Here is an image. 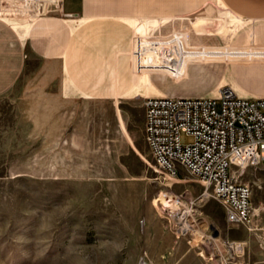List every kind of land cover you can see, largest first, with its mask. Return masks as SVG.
<instances>
[{
	"label": "rangeland",
	"instance_id": "374dc122",
	"mask_svg": "<svg viewBox=\"0 0 264 264\" xmlns=\"http://www.w3.org/2000/svg\"><path fill=\"white\" fill-rule=\"evenodd\" d=\"M225 11L215 6L205 15L163 21L144 32L147 40H188L194 50L262 47L252 35L240 36L263 28L264 43V21L238 20ZM10 17L29 20L3 18ZM192 18L207 23L194 30ZM217 18L218 28H210ZM138 36L133 28L129 49L118 57L131 78ZM172 60L182 72L189 64L182 56ZM241 66L260 71L209 66L207 78L237 87L242 97L262 98L264 63ZM60 74L57 63L34 59L18 86L0 97V264H264L262 164L242 173L253 191L251 220L231 225L223 204L211 190L206 196L201 182L183 169L181 180L174 181L156 166L144 138L143 108L146 98L162 97L152 95L156 86L135 97L133 87L115 78L108 99H66ZM167 78L157 85L163 96L196 90ZM117 92L127 96L116 99ZM190 141L182 136L184 144ZM182 216L188 231L179 223Z\"/></svg>",
	"mask_w": 264,
	"mask_h": 264
},
{
	"label": "crops",
	"instance_id": "0c3cea01",
	"mask_svg": "<svg viewBox=\"0 0 264 264\" xmlns=\"http://www.w3.org/2000/svg\"><path fill=\"white\" fill-rule=\"evenodd\" d=\"M215 6L224 7L229 16L238 20L264 21V0H64V16L38 18L33 22L18 17L0 18V97L18 86L34 59H41L60 66V93L66 99L83 96L108 99L114 94L115 78L123 79L127 88L133 87L130 96L141 97L144 96L145 88L141 86L146 77L151 86H156L152 92L154 96L165 95L157 85L164 84L169 77L173 79L172 83L196 87V90H178L179 97L217 98L223 85L215 78L208 80V76L212 77L209 66L226 65L230 68L263 64L259 61L264 60V43L259 36L263 28L255 29L253 34L242 32L243 35H252L262 46L253 49L194 50L188 40L182 41L184 51L188 53L182 57L190 64L183 72L175 69L174 60H165L157 55L155 48H149L151 43L146 42L138 30L147 29L149 25L156 27L163 21L205 15ZM219 17H222L220 12ZM218 18L213 19L214 22L211 20L210 28H218L215 23ZM189 20L194 30L201 26L199 23H207L202 18ZM133 28L140 36L135 38L131 54L134 68V77L131 78L129 71L119 66L118 57L129 49ZM242 34L240 39L244 38ZM175 42L179 43V40ZM173 50L177 57L182 55L179 44L173 45ZM139 51H142V60L138 58ZM195 53L202 57L192 59ZM140 61L146 66L145 71L139 68ZM242 68L253 73L260 71L257 67ZM150 73L162 75L152 77ZM233 90L238 93L237 87ZM258 93L263 95L264 87ZM122 96L127 95L117 92L116 99Z\"/></svg>",
	"mask_w": 264,
	"mask_h": 264
},
{
	"label": "built area",
	"instance_id": "2783aa9c",
	"mask_svg": "<svg viewBox=\"0 0 264 264\" xmlns=\"http://www.w3.org/2000/svg\"><path fill=\"white\" fill-rule=\"evenodd\" d=\"M10 14L27 16L31 22L64 16V0H0V18ZM149 42L164 58L176 56L175 44L181 56L188 54L183 42L174 38ZM139 68L146 70L141 61ZM143 108L145 142L160 172L180 181L178 170H185L223 204L229 224L246 225L254 214L253 191L242 173L248 166H264V98L242 97L224 86L217 98L150 97ZM183 135L190 143L182 142Z\"/></svg>",
	"mask_w": 264,
	"mask_h": 264
},
{
	"label": "bare ground",
	"instance_id": "6f19581e",
	"mask_svg": "<svg viewBox=\"0 0 264 264\" xmlns=\"http://www.w3.org/2000/svg\"><path fill=\"white\" fill-rule=\"evenodd\" d=\"M146 29V28H145ZM139 30V33L141 34V36L146 40V42H148V40H147V38H146V33L144 32V28H140V29H138ZM148 33V32H147ZM223 34H226V32H222ZM243 35V34H242ZM244 36V35H243ZM148 74V73H147ZM147 76V75H146ZM145 78V77H144ZM150 85V81H149V79L146 77L144 80H143V85L141 86L142 88H147V87H151V85ZM140 87V88H141ZM235 91V90H234ZM140 92V91H139ZM236 92V91H235ZM237 93V92H236ZM136 97H139V96H137L136 95ZM143 97V96H142ZM205 194H206V196H208V191L207 190H205ZM179 220V223L182 225V228H183V231H188V230H190V226H189V224H188V222H187V220L182 216L181 218H179L178 219ZM194 231V230H193ZM197 235V234H196ZM237 245H239L238 246V248H239V250L242 252V250H243V246L242 245H240V244H237Z\"/></svg>",
	"mask_w": 264,
	"mask_h": 264
},
{
	"label": "water",
	"instance_id": "95a60500",
	"mask_svg": "<svg viewBox=\"0 0 264 264\" xmlns=\"http://www.w3.org/2000/svg\"><path fill=\"white\" fill-rule=\"evenodd\" d=\"M69 16H71V17H72V16H76V15H69Z\"/></svg>",
	"mask_w": 264,
	"mask_h": 264
}]
</instances>
